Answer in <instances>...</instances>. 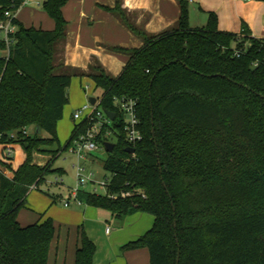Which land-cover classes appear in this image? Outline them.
Returning <instances> with one entry per match:
<instances>
[{
    "label": "trees",
    "instance_id": "trees-1",
    "mask_svg": "<svg viewBox=\"0 0 264 264\" xmlns=\"http://www.w3.org/2000/svg\"><path fill=\"white\" fill-rule=\"evenodd\" d=\"M22 1L0 0V19ZM67 2L43 3L51 30L17 21L10 55L0 59V144L17 143L26 154L12 177L0 170V264H48L53 220L22 225L18 215L33 185L63 171L54 168L62 148L53 146L72 82L57 51ZM178 3L177 23L160 33L131 23L122 0L109 8L143 45L115 49L127 54L120 75L97 59L86 74L102 90V109L116 115L108 126L114 150L104 160L108 191L87 192L85 202L121 220L153 215L152 226L121 247L148 249L150 264H264V38L246 27L223 31L215 14L193 27L187 0ZM118 99L137 104L142 139L133 146ZM89 125L76 123L65 148ZM108 129L98 136L103 146ZM36 152L51 155L49 163H34ZM78 242L75 264H94L96 244L83 229Z\"/></svg>",
    "mask_w": 264,
    "mask_h": 264
},
{
    "label": "crops",
    "instance_id": "crops-1",
    "mask_svg": "<svg viewBox=\"0 0 264 264\" xmlns=\"http://www.w3.org/2000/svg\"><path fill=\"white\" fill-rule=\"evenodd\" d=\"M39 1L45 2V0ZM187 3L189 19L193 27L206 26L211 14H215L218 26L223 31L239 34L246 27L252 36L264 38V0H187ZM115 5L116 0H68L63 7L68 23L59 61L63 63L64 69L72 74L71 83L78 81L82 85L83 81L90 80L86 74L90 71L94 59H97L113 76L120 75L126 65L127 54L115 49H133L143 45L142 39L109 10ZM27 7L30 8L26 10ZM123 7L132 14L136 24L149 33H160L175 26L180 16L178 0H123ZM17 21L26 26L49 30L55 25L43 6H38L35 2H31L17 12ZM71 95L72 90L69 91L68 88V99ZM33 130V127L28 128L30 133ZM25 159L26 154L19 144H0V170L7 176L12 177L13 171L17 170ZM50 159L51 155L48 154L36 152L33 155V162L40 166H45ZM35 188L31 187V189ZM70 190L71 187L69 193ZM30 193L31 191L27 198ZM86 194L87 192L80 194L82 200L84 197L86 201ZM85 213L88 214L86 216L88 220H93L97 211L90 210ZM147 214L149 213L136 212L126 217L125 225L114 236L111 235L112 229L108 232L106 229L102 246L98 245L95 236H91V231L86 230L90 234L88 237L96 244L94 264H150L149 251L146 248L121 250L124 244L139 238L152 226L154 217ZM108 217H113L112 213L106 218ZM18 219L22 225L31 224H23L25 221L21 215H18ZM109 236L112 237L108 238ZM59 264L69 263L60 261Z\"/></svg>",
    "mask_w": 264,
    "mask_h": 264
},
{
    "label": "rangeland",
    "instance_id": "rangeland-1",
    "mask_svg": "<svg viewBox=\"0 0 264 264\" xmlns=\"http://www.w3.org/2000/svg\"><path fill=\"white\" fill-rule=\"evenodd\" d=\"M28 8L30 7H27L26 10ZM122 8L126 11L128 20L136 24L132 19V14L123 7V0ZM63 44L64 42H61L59 46H57L59 58ZM86 86L88 87L86 88ZM71 90L72 95L65 106L62 118L58 122L57 132L59 143L53 146L54 149L62 148L60 155L54 162V168H61L63 171L48 173L45 177V181L40 183L37 188L30 190L31 193L27 198L26 205L21 208L19 212L23 221H25L23 224L36 221L42 222L48 218L53 220L55 235L51 243L48 257V263L51 262L52 264H59L60 261L63 263L67 261L69 264H75V251L79 241V228L81 230L91 231V236H95L98 245L102 246V242L105 240L107 227L112 229L113 234L111 235L114 236V234L126 223V218L123 220L113 217L106 218L108 214L111 216L110 211L88 205L84 197L82 205H78L74 202L71 203L69 207L64 205V200L69 197L70 187L72 188L76 185V170L74 165L78 163V158L72 150L73 141L69 147L65 148L67 141L71 137L74 125L81 122L80 119H75L73 115L89 101L90 97L98 98L102 94V90L99 88L96 89L91 79L85 80V82L83 81L82 85L78 83V81H74L69 87V91ZM42 135L48 136L46 132H43ZM109 139L111 142H114L115 136L111 135ZM107 156L108 151L105 146L100 145L99 148L94 150L87 158L79 161L85 167L86 173L92 174V179L96 181L88 182L84 186L83 192L106 193L105 186L100 184V182L111 176V172L104 167V160ZM90 210L97 211V214L93 216L95 217L93 220H88V218H86L88 214H86L87 212L85 213V211ZM86 234L90 236L87 231Z\"/></svg>",
    "mask_w": 264,
    "mask_h": 264
},
{
    "label": "built area",
    "instance_id": "built-area-1",
    "mask_svg": "<svg viewBox=\"0 0 264 264\" xmlns=\"http://www.w3.org/2000/svg\"><path fill=\"white\" fill-rule=\"evenodd\" d=\"M31 2H35L38 6H43V2L39 0H23L17 9L7 10L5 12V18L0 19V41L5 44V48L0 49V59L8 58L10 55V46L13 43V37L18 30L17 12ZM87 87L88 86H86V88ZM100 102L101 100L99 97L96 98L94 104L89 100L73 115L75 119H80L81 121L85 120L90 125L79 133L72 144V150L78 158V163L74 165L76 170V185L71 188L69 197L64 200V205L66 207H69L73 202L82 205L83 200L80 197V194L83 192L84 186L88 182H96L92 179V174L86 173L85 167L79 161L85 159L94 150L99 148L101 145L98 139L99 134L102 129H108V126L112 124L113 119H111L102 109ZM116 105L124 116V130L126 132L129 146H133L136 142L142 139L136 101L133 99H118L116 100ZM107 134L109 136L112 134L110 129L107 130ZM110 181L111 176L100 182V184L105 186L106 192L108 191ZM32 187L35 188L36 185H33ZM110 197L116 198V195L110 194ZM109 230L110 228H107V232Z\"/></svg>",
    "mask_w": 264,
    "mask_h": 264
},
{
    "label": "water",
    "instance_id": "water-1",
    "mask_svg": "<svg viewBox=\"0 0 264 264\" xmlns=\"http://www.w3.org/2000/svg\"><path fill=\"white\" fill-rule=\"evenodd\" d=\"M89 100L94 104L96 102V98L95 97H90ZM106 114L111 118L114 119L115 117V113L110 111V110H106L105 111ZM105 148L108 152H112L114 150V143L113 142H105ZM127 151L130 153H134L135 152V148L134 147H128Z\"/></svg>",
    "mask_w": 264,
    "mask_h": 264
}]
</instances>
